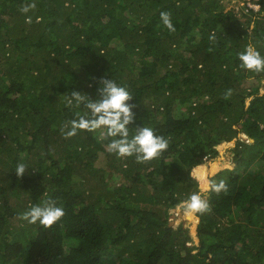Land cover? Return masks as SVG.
I'll use <instances>...</instances> for the list:
<instances>
[{
  "label": "trees",
  "instance_id": "obj_1",
  "mask_svg": "<svg viewBox=\"0 0 264 264\" xmlns=\"http://www.w3.org/2000/svg\"><path fill=\"white\" fill-rule=\"evenodd\" d=\"M227 1L0 0V264H264V72L238 58L249 43L264 56V0L243 22ZM102 78L133 95L130 136L150 127L169 141L161 156L118 157L106 129L65 139L88 113L65 95L96 100ZM221 180L188 246L168 218ZM47 199L66 213L51 228L19 218Z\"/></svg>",
  "mask_w": 264,
  "mask_h": 264
},
{
  "label": "clouds",
  "instance_id": "obj_2",
  "mask_svg": "<svg viewBox=\"0 0 264 264\" xmlns=\"http://www.w3.org/2000/svg\"><path fill=\"white\" fill-rule=\"evenodd\" d=\"M254 7L258 9L249 7L248 9L254 13L259 12V5L254 3ZM34 8L35 4L33 3L22 6L20 10L23 13H27ZM160 17L163 25L170 32H174L175 27L171 20V14L162 11ZM238 58L241 61V68L256 73L264 72V56L251 43L246 46L243 52L239 53ZM99 83L100 87L98 88V98L96 100H92L87 94L79 91H72L69 95H65L69 105L74 101L77 107L83 105L88 110L86 115L77 113V119H73L61 127V132L65 139L77 135L79 130L95 132L99 129H106V132L103 134L106 137L112 138L111 142L107 145V149L118 157L135 156L136 161L142 163L161 156L168 149L169 141L163 136L156 135L152 128L136 127L134 134L130 136L129 125L135 121L133 108L136 105L129 103V101L133 100V95L127 87L118 85L113 79L102 78ZM228 94H226L225 98H227ZM244 142L251 143L252 140L246 137V141ZM27 170V165L21 162L17 164L15 173L17 177H23ZM222 190L227 191L224 181L221 180L218 184L215 181H209L208 187L191 194L183 202L184 209L190 215H202L210 212L211 206L207 199V193L215 191L219 194ZM65 214L64 209L57 206L55 200L47 199L41 204L32 205L29 210L20 214L19 218L30 224L39 222L43 227L51 228ZM196 219L198 222L197 217Z\"/></svg>",
  "mask_w": 264,
  "mask_h": 264
},
{
  "label": "rangeland",
  "instance_id": "obj_3",
  "mask_svg": "<svg viewBox=\"0 0 264 264\" xmlns=\"http://www.w3.org/2000/svg\"><path fill=\"white\" fill-rule=\"evenodd\" d=\"M257 0H230L227 1L228 3H224V9L225 10H233V12L238 15L241 18V22L245 21L246 18L242 17L241 14L242 13H247V11H242L244 8H248V7H252L254 8V3H256ZM249 2V3H248ZM257 7H255L256 9ZM256 84L253 81V78H251L250 80H247L243 87L245 88H255ZM259 94L262 95L264 94V80H262L259 83ZM251 101V98L247 99V101L245 102L246 107H248L249 103ZM238 139L240 141H246V136L244 134H239L238 135ZM248 143V142H247ZM233 146H227L223 149L222 154H220V161L222 162V166L223 167H229L232 169L233 167ZM215 161V160H213ZM102 166L106 167L107 165V161H102ZM113 185H117L118 181L115 180L114 182H112ZM184 214L186 215L188 212L185 209H176L175 211H173V213L171 214L174 219L168 218V222H172V225L170 227H175L176 225L181 224V227L188 230V235L190 237V242L188 243V246H191L192 244H194V238H196V227H197V219H196V215L194 214L193 220L192 221H188V220H184L183 216L182 217H178V214Z\"/></svg>",
  "mask_w": 264,
  "mask_h": 264
},
{
  "label": "water",
  "instance_id": "obj_4",
  "mask_svg": "<svg viewBox=\"0 0 264 264\" xmlns=\"http://www.w3.org/2000/svg\"><path fill=\"white\" fill-rule=\"evenodd\" d=\"M172 219H174L173 216H171ZM172 225V222H169L168 226L170 227Z\"/></svg>",
  "mask_w": 264,
  "mask_h": 264
},
{
  "label": "built area",
  "instance_id": "obj_5",
  "mask_svg": "<svg viewBox=\"0 0 264 264\" xmlns=\"http://www.w3.org/2000/svg\"><path fill=\"white\" fill-rule=\"evenodd\" d=\"M249 8H252L251 6ZM255 8V7H254ZM258 9V8H257Z\"/></svg>",
  "mask_w": 264,
  "mask_h": 264
},
{
  "label": "bare ground",
  "instance_id": "obj_6",
  "mask_svg": "<svg viewBox=\"0 0 264 264\" xmlns=\"http://www.w3.org/2000/svg\"><path fill=\"white\" fill-rule=\"evenodd\" d=\"M194 216V215H193Z\"/></svg>",
  "mask_w": 264,
  "mask_h": 264
}]
</instances>
